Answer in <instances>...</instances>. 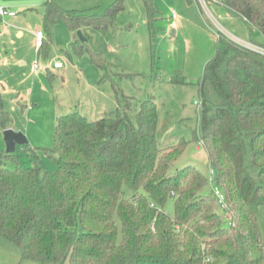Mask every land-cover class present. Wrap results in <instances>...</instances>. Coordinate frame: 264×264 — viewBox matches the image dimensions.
I'll return each instance as SVG.
<instances>
[{"label":"trees","instance_id":"trees-1","mask_svg":"<svg viewBox=\"0 0 264 264\" xmlns=\"http://www.w3.org/2000/svg\"><path fill=\"white\" fill-rule=\"evenodd\" d=\"M217 1L264 35V0ZM45 6L48 29L61 19L74 32L83 26L105 31L122 3L103 14L66 10L54 0ZM146 11L153 31L158 11L150 1ZM39 49L48 53L49 42ZM73 49L82 51L75 42ZM88 50L92 63L105 68L103 54ZM178 73L167 82L185 83ZM199 91L197 140L216 170L225 204L210 175L192 165L173 170L187 141L158 146L152 96L133 112L134 98L124 95L115 117L92 119L79 110L59 115L53 147L21 146L34 161L30 167H8L7 159L18 157L0 151V236L19 248L23 260L40 263L264 264L253 207L264 204V55L220 35ZM0 108L5 127L10 117L1 96ZM39 151L51 154L55 171L43 169ZM170 199L173 215L165 210Z\"/></svg>","mask_w":264,"mask_h":264},{"label":"rangeland","instance_id":"rangeland-1","mask_svg":"<svg viewBox=\"0 0 264 264\" xmlns=\"http://www.w3.org/2000/svg\"><path fill=\"white\" fill-rule=\"evenodd\" d=\"M25 1L37 4L21 6ZM46 1L0 0V6H11L18 12L10 20L0 16L1 107L10 117L5 127L0 126V151L6 153L5 128L23 132L32 146L51 148L59 115L79 110L92 119L115 117L124 95L134 98L133 112L152 96L159 117L158 146L168 147L182 138L187 141L173 170L192 165L206 176L211 170L215 173L208 164L206 150L197 140L201 135L202 106L195 103L202 102L199 81L219 44L220 28L212 15L221 14V25L245 41L264 43L259 29L229 14L217 5L219 2L121 0L116 20L107 30L84 26L80 30L88 39L86 42H82L76 32L74 42L82 48L76 53L72 47L74 32L61 19L50 29L45 26L42 13ZM117 1L54 0L67 10L96 6L100 14ZM146 1L152 2L158 11L153 31L148 24ZM38 31L50 45L46 57L36 45ZM89 48L103 54L105 68L92 63ZM35 62L42 67L38 72L33 67ZM57 62L62 63L61 69L55 67ZM45 67L49 68V73L43 69ZM177 72L186 82H167ZM13 154L18 160L7 159L8 167L34 165L21 146L18 145ZM38 154L43 169H57L51 154L44 151ZM253 207L258 211L264 240V204ZM165 210L174 214L173 199L167 202ZM116 221L121 231L118 217ZM0 263L52 264L23 260L19 248L3 236H0Z\"/></svg>","mask_w":264,"mask_h":264},{"label":"built area","instance_id":"built-area-1","mask_svg":"<svg viewBox=\"0 0 264 264\" xmlns=\"http://www.w3.org/2000/svg\"><path fill=\"white\" fill-rule=\"evenodd\" d=\"M17 14V12L9 7H6V6H0V16L2 18H7L8 16H15ZM175 15V13H174ZM222 18V15L219 14L217 17L212 15V19L215 21V23H217V26L220 28V33L219 35H222V34H225L227 35L232 41L238 43L239 45H242L250 50H253V51H256V52H259L261 54L264 55V45H261V44H256V43H252L250 41H245L237 36H234L232 34H230L222 25L221 23L219 22V19ZM43 41H44V35L41 31H38L37 32V35H36V43H37V46L38 47H41V45L43 44ZM56 67H62V63L60 62H57L55 64ZM34 68L36 71H38L39 69H41L42 67L38 64V62H35L34 63ZM199 107L202 106V102H195ZM209 178H210V184H211V187L214 191V193L216 194V196L218 197L220 203L222 204H225V201H226V197H225V194L222 192L221 188L216 184L215 182V173L213 170L210 171V174H209Z\"/></svg>","mask_w":264,"mask_h":264},{"label":"water","instance_id":"water-1","mask_svg":"<svg viewBox=\"0 0 264 264\" xmlns=\"http://www.w3.org/2000/svg\"><path fill=\"white\" fill-rule=\"evenodd\" d=\"M77 35L82 40V42L87 41V38L84 36L82 30L77 31ZM4 140L6 142V152L15 153L17 146H22L28 143L27 136L20 131H16L11 127L4 129Z\"/></svg>","mask_w":264,"mask_h":264},{"label":"crops","instance_id":"crops-1","mask_svg":"<svg viewBox=\"0 0 264 264\" xmlns=\"http://www.w3.org/2000/svg\"><path fill=\"white\" fill-rule=\"evenodd\" d=\"M207 1V0H206ZM211 2H214V3H216V2H218L217 0L216 1H212L211 0ZM33 4H37L36 2H32V1H25L21 6H30V5H33ZM217 4V3H216ZM218 5V4H217ZM61 8H62V6L61 5H59ZM220 6V5H219ZM9 7V6H8ZM43 13H42V17H43V20H44V15H45V11H46V6H45V2H44V4H43ZM222 7V6H221ZM9 8H11V9H13L11 6L9 7ZM224 8V7H223ZM64 9V8H63ZM90 9H94L95 11H97V13H99V11L97 10V7L96 6H93V7H88V8H84V9H71V10H90ZM225 9V8H224ZM67 10V9H66ZM18 13V12H17ZM100 14V13H99ZM230 14V13H229ZM233 16V15H232ZM13 17H15V16H8L6 19H8V20H10L11 18H13ZM84 27V26H83ZM83 27H81V28H83ZM80 28V29H81ZM74 32V31H73ZM76 39V32H74V39H73V41H72V47H73V44H74V41H76L75 40ZM88 40V39H87ZM36 45H37V43H36ZM74 50V49H73ZM39 51H40V49H39ZM41 52V51H40ZM49 53V52H48ZM48 53H45V54H43L45 57L48 55ZM33 67H34V65H33ZM56 67V66H55ZM58 68V67H57ZM62 67H59L58 69H61ZM42 69V68H41ZM41 69H39L38 71H40ZM43 69H45L48 73L50 72V70H49V68L48 67H45V68H43ZM34 70H35V68H34ZM36 71V70H35ZM38 71H36V72H38ZM29 143V142H28ZM31 145V144H30ZM32 146V145H31ZM33 147H37V146H33Z\"/></svg>","mask_w":264,"mask_h":264}]
</instances>
